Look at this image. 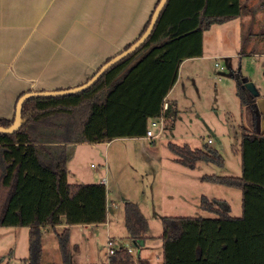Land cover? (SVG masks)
Segmentation results:
<instances>
[{
	"label": "trees",
	"instance_id": "obj_1",
	"mask_svg": "<svg viewBox=\"0 0 264 264\" xmlns=\"http://www.w3.org/2000/svg\"><path fill=\"white\" fill-rule=\"evenodd\" d=\"M243 11L240 0H169L150 38L92 88L24 104L21 128L0 134V228L30 229L25 264H42L44 230L61 225L66 226L57 233L61 264H75L70 226L107 222L106 185L68 181V145L145 137L149 121L162 115L171 118L166 129H174L178 111L172 103L163 111V105L181 64L203 55V35L212 25ZM248 81L241 80L237 94L256 123L258 97L244 86ZM13 123L3 119L0 127ZM240 130L242 176L205 175L202 181L240 190L242 216H232L224 201L202 197L201 209L215 218L162 217L164 264H264V134L244 125ZM169 149L190 169L199 163L225 165L220 152L209 146L193 150L169 143ZM124 209L129 239L141 249L149 239V222L138 204L127 201ZM99 264L137 263L125 248Z\"/></svg>",
	"mask_w": 264,
	"mask_h": 264
},
{
	"label": "crops",
	"instance_id": "obj_2",
	"mask_svg": "<svg viewBox=\"0 0 264 264\" xmlns=\"http://www.w3.org/2000/svg\"><path fill=\"white\" fill-rule=\"evenodd\" d=\"M160 1L0 0V120L15 118L17 103L25 94L69 90L85 84L105 63L122 53L143 35ZM240 1L244 8L243 14L226 23L212 25L203 35V55L186 59L179 71L188 67L193 74L199 72L196 68L202 65V60L211 57L206 52L205 39L214 28L225 30L229 35H236L237 41H240L241 28L248 26L250 34L246 43L248 52L242 54L243 49L240 48L236 55H242V61L245 57L251 56V60L255 62L259 57H264V0ZM191 66L194 69L190 68ZM247 79L250 81L251 77L248 76ZM166 100L172 103L169 95ZM256 103L260 118L255 123L253 113L249 109L248 120L243 125L250 131L264 134V95L259 93ZM175 129L176 122L174 129H170L171 133H174ZM144 138L152 141L146 136L142 139ZM109 143L112 142L69 144L68 181L72 184L103 183L108 187V170L103 169L105 173H98L91 169L88 163L90 159L97 157L102 160L104 152H99V147L104 145L108 147ZM201 164L190 169L180 164L175 157L166 163L151 162L144 165L142 170L145 181L147 186L152 185V189L142 201H135L143 214L145 215L144 211L148 208L146 202H150L148 209H153L158 218L189 217L186 213L191 209V203L201 207V198H209L194 191L202 183H208L202 181V177L207 174L198 171ZM161 176L168 184L160 190L158 182ZM118 186L122 188L119 183ZM107 192L106 223L70 226L72 260L75 264H99L109 261L107 251L106 256L100 258L102 259L100 262L92 260L91 251H85L84 247L89 237L84 234L83 230L86 228L94 226L105 229L106 241L113 239L116 245L115 239L118 234L131 240L125 223L120 225V220L125 202L133 200L123 192L119 199L117 196V200H114L109 188ZM121 201H124V204L118 206ZM227 204L231 214V205L228 202ZM123 216L125 220V213ZM145 217L147 218L146 215ZM65 227L61 225L58 228L62 232ZM0 229L24 230L18 234L19 237H23V242H13L5 249L4 243L0 241V264H25L24 261L30 255V229L25 227ZM49 230L52 228L44 230L43 238ZM161 235L162 230L160 234L149 236L145 247L141 249L135 244L129 246L122 243L118 247L130 249L137 264H140V260L149 264H164ZM45 250L43 244V255ZM52 253L54 254L53 251ZM61 263L60 250L59 260L47 262L42 259V264Z\"/></svg>",
	"mask_w": 264,
	"mask_h": 264
},
{
	"label": "rangeland",
	"instance_id": "obj_3",
	"mask_svg": "<svg viewBox=\"0 0 264 264\" xmlns=\"http://www.w3.org/2000/svg\"><path fill=\"white\" fill-rule=\"evenodd\" d=\"M242 28L240 41H237L236 35H229L225 30L214 28L209 34L210 36L207 35L205 39L206 52L211 57L202 60V65L196 68L199 72L193 74L188 67L179 71V79L169 93V99L178 111L176 129L174 133L172 132L173 134L165 128V131L152 141L142 139L143 137L118 138L111 141L112 143H109L108 147L105 145L99 147V152H104L102 160L97 157L90 159L88 164L98 173H105L103 169L108 170V187H106L112 192V199L117 200V196L119 199L123 192L130 200H133L130 202L136 203V200L142 201L146 195L150 194L152 185L147 186L142 168L151 162L166 163L171 161V158H175L176 156L169 149V143L180 146L187 144L197 149L209 146L219 151L225 165L221 167L202 163L198 168L202 174L242 176L240 128L245 121L247 122L251 109L248 106L247 108L242 107L237 94L240 81L250 76V82H253L259 93L264 95V71H262L264 57H259L255 62V60H251V56L245 57L242 61V55H236L240 48L243 49L242 54L248 52L246 43L247 38L250 37L249 27ZM214 43L218 44L214 45ZM257 48L259 49L260 46L258 45ZM189 63L194 64V62ZM190 68L194 69L192 66ZM209 140H212V143L209 144ZM105 160L106 162H103ZM162 177L158 182L160 190L168 184ZM118 183L122 185V188L118 186ZM156 186L157 184L154 185V188ZM194 191L207 195L211 199L228 202L232 208V216H242V192L240 190L219 184L202 183ZM122 204L124 201L118 203V206H122ZM146 204L150 208V202H146ZM124 208L125 204L121 210L120 225L125 223ZM148 208L144 211L147 220H149L148 236L160 234L162 230L161 217L158 218L153 209ZM186 214L189 217H216L214 214L202 210L201 207L195 206V203H191V209ZM57 228L49 230L43 238V244L46 247L43 260L47 262L59 260L57 233L61 230ZM19 231L23 233L24 230L0 229V241L4 243L5 249L13 242H23V237L18 235ZM83 231L87 237L89 236L86 237L88 243L84 242V244L87 243L84 247L85 251H91L93 253L92 260L100 262L102 260L100 258L106 256V251L108 254L105 229L93 226ZM116 237V247L122 243L129 246L134 244L132 240L129 241L124 236L121 237L120 234ZM74 240L76 241V238Z\"/></svg>",
	"mask_w": 264,
	"mask_h": 264
},
{
	"label": "water",
	"instance_id": "obj_4",
	"mask_svg": "<svg viewBox=\"0 0 264 264\" xmlns=\"http://www.w3.org/2000/svg\"><path fill=\"white\" fill-rule=\"evenodd\" d=\"M169 0H161L158 7L156 8L152 19L150 21V24L145 31V33L135 42L133 43L130 47H128L126 50H124L122 53L117 55L116 57L112 58L109 60L107 63H105L99 71L85 84L74 88V89H69V90H61V91H50V92H32L25 94L22 96L16 106V113H15V118H14V123L10 128H3L0 127V134H5V135H12L16 133L22 126L23 124V118H22V111H23V106L26 102H28L31 99L34 98H49V97H65V96H71L75 94L82 93L84 91L89 90L92 88L95 84L98 83V81L115 65L119 64L126 58H128L130 55H132L134 52H136L152 35L156 24L166 7L167 3ZM239 77V76H238ZM241 83V81H240ZM246 89L254 96L258 97L259 96V91L255 84L253 82H246L244 84Z\"/></svg>",
	"mask_w": 264,
	"mask_h": 264
},
{
	"label": "built area",
	"instance_id": "obj_5",
	"mask_svg": "<svg viewBox=\"0 0 264 264\" xmlns=\"http://www.w3.org/2000/svg\"><path fill=\"white\" fill-rule=\"evenodd\" d=\"M218 65V64H217ZM169 108V102L166 100L163 105V111H166ZM171 120V118H167L165 116H161L159 118H155L150 120L148 129L146 132V137L152 140H155L161 132L165 131L167 121ZM167 130V129H166ZM208 143H212V140H209ZM107 247H108V255L112 256L115 251L119 249H125V247H116L115 241L113 239H109L107 241ZM128 249V248H126ZM128 251L131 253V250L128 249Z\"/></svg>",
	"mask_w": 264,
	"mask_h": 264
}]
</instances>
